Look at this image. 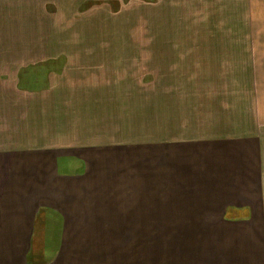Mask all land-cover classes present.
Instances as JSON below:
<instances>
[{"label":"crops","instance_id":"0c3cea01","mask_svg":"<svg viewBox=\"0 0 264 264\" xmlns=\"http://www.w3.org/2000/svg\"><path fill=\"white\" fill-rule=\"evenodd\" d=\"M127 1L0 0V264H264V0L79 38Z\"/></svg>","mask_w":264,"mask_h":264},{"label":"rangeland","instance_id":"374dc122","mask_svg":"<svg viewBox=\"0 0 264 264\" xmlns=\"http://www.w3.org/2000/svg\"><path fill=\"white\" fill-rule=\"evenodd\" d=\"M144 1H148V4L145 2L142 5L139 0H128L117 14L112 11L114 10V5H112V7L108 5V8L97 5L96 15L100 13L105 15L107 13L110 15L109 12H107V9H109L112 14L114 13V17L108 18L112 20L105 23L101 28L92 31L90 37L88 34L86 36L81 33L79 38L81 40L139 41V25L141 23L139 18L142 17L141 19L145 20L144 23L152 29L153 32H156L157 35H159V32L160 36L165 38L169 35L172 40L177 42L186 40L199 41L204 38L205 34H189L187 33V29L191 26L202 27L200 25V19H203L202 10H205L204 15L207 16L205 25H209L210 27L211 24L214 25V13L211 11H215V0H174V2H167L164 0L163 3L159 2L158 6L152 4V1L157 2V0ZM166 10H169V12ZM153 19L156 20V24L159 26L154 23ZM166 29L168 31H165ZM60 34L62 35V32H60ZM78 34H80V32H78ZM144 38L145 40H152V34H145ZM64 39H66L65 36Z\"/></svg>","mask_w":264,"mask_h":264}]
</instances>
